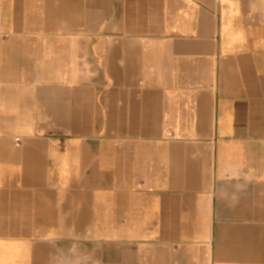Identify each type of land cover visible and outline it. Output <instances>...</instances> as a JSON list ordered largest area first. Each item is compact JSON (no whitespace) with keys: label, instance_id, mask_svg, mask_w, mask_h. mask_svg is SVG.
<instances>
[{"label":"crops","instance_id":"obj_1","mask_svg":"<svg viewBox=\"0 0 264 264\" xmlns=\"http://www.w3.org/2000/svg\"><path fill=\"white\" fill-rule=\"evenodd\" d=\"M0 264H264V0H0Z\"/></svg>","mask_w":264,"mask_h":264},{"label":"built area","instance_id":"obj_2","mask_svg":"<svg viewBox=\"0 0 264 264\" xmlns=\"http://www.w3.org/2000/svg\"><path fill=\"white\" fill-rule=\"evenodd\" d=\"M18 141V140H17Z\"/></svg>","mask_w":264,"mask_h":264}]
</instances>
